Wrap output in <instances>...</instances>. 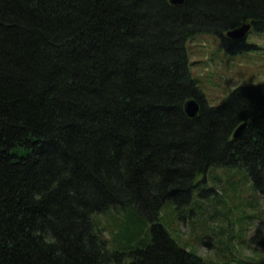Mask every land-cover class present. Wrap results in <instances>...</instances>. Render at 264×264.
Masks as SVG:
<instances>
[{
    "label": "trees",
    "instance_id": "1",
    "mask_svg": "<svg viewBox=\"0 0 264 264\" xmlns=\"http://www.w3.org/2000/svg\"><path fill=\"white\" fill-rule=\"evenodd\" d=\"M244 22L264 0H0V264H215L169 226L213 235L216 169L264 202V81L211 103L187 42L252 49L224 34Z\"/></svg>",
    "mask_w": 264,
    "mask_h": 264
},
{
    "label": "rangeland",
    "instance_id": "2",
    "mask_svg": "<svg viewBox=\"0 0 264 264\" xmlns=\"http://www.w3.org/2000/svg\"><path fill=\"white\" fill-rule=\"evenodd\" d=\"M247 40L255 44L254 48L236 54L224 51L216 34H201L187 42L191 70L211 103H221L239 85L264 81V34L251 32ZM215 172L222 176V180L216 185L208 184L209 188H214V194L208 204H205L208 200H200V203L204 204L202 208L207 207L209 210L206 213L208 216L216 204L218 214L207 217L206 226L208 229L211 225H216L214 233L218 234L205 232L208 234L200 239L188 240L192 226L189 220L197 215L196 211L188 217L173 220L169 229L174 235L182 234L188 241V246H194L201 256L213 260L215 264H245L240 259L252 261L257 258L264 262V250L248 242L260 219L255 217L253 221H249L245 217L250 213L264 211L262 197L243 174L237 173L229 178L231 171L216 169ZM202 179L200 176L199 180ZM256 201L258 204H255ZM177 228L179 232L176 231Z\"/></svg>",
    "mask_w": 264,
    "mask_h": 264
},
{
    "label": "water",
    "instance_id": "3",
    "mask_svg": "<svg viewBox=\"0 0 264 264\" xmlns=\"http://www.w3.org/2000/svg\"><path fill=\"white\" fill-rule=\"evenodd\" d=\"M172 1L182 2V0H172ZM250 26H251L250 23H245L240 27L230 29L227 32V34H229V36H233L234 38H240L246 34V31L250 28ZM185 106H186V111L191 116H195L199 111V105L194 99L188 100ZM245 128H246V123H242L239 126H237L234 132V136H239L244 131Z\"/></svg>",
    "mask_w": 264,
    "mask_h": 264
}]
</instances>
